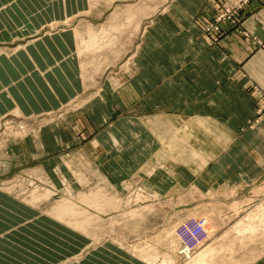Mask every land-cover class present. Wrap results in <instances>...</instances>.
Instances as JSON below:
<instances>
[{
    "label": "crops",
    "instance_id": "0c3cea01",
    "mask_svg": "<svg viewBox=\"0 0 264 264\" xmlns=\"http://www.w3.org/2000/svg\"><path fill=\"white\" fill-rule=\"evenodd\" d=\"M224 1H173L147 30L122 86L104 82L97 92L75 28L39 34L86 13L87 0H0V121L84 102L67 126L20 139V153L35 146L28 158L47 176L60 144L73 145L72 163L103 170L116 187L136 180L165 197L239 196L264 179V114L256 119L264 108V0L243 5L218 35L207 33ZM58 220L0 189V264L64 260ZM128 256L102 244L80 264H148Z\"/></svg>",
    "mask_w": 264,
    "mask_h": 264
},
{
    "label": "rangeland",
    "instance_id": "374dc122",
    "mask_svg": "<svg viewBox=\"0 0 264 264\" xmlns=\"http://www.w3.org/2000/svg\"><path fill=\"white\" fill-rule=\"evenodd\" d=\"M173 1L87 0L88 9H83L86 13L63 23H49L39 34L57 28H75L89 36L90 25L98 32L103 27H118L113 29L114 37L106 50L81 54L85 75L96 84V91L104 82L115 90L133 71L136 51L147 30L153 28L157 16L170 11ZM227 22L232 21L226 20L221 25ZM83 106L82 100L74 99L51 113L27 118L7 116L0 121V189L27 202L38 215L59 219L65 227L67 256L50 264H80L102 244L114 251H125L128 257H141L148 264H190L202 252L207 254V258H202L205 264H264V179L241 189L239 196L211 193L202 198L192 190L165 197L136 180L116 187L97 167L95 176L88 163H72L75 147L67 144H60L55 153L59 163L51 165L49 175L35 171L38 160L33 161L28 155L37 154L36 148L29 149L26 156L21 154L20 139L31 137L35 142L43 129L67 126L71 114ZM263 114L260 110L256 119ZM208 200L212 201L207 204ZM70 205L75 207H66ZM63 210L65 214L60 218L59 212ZM196 215L207 217L210 235L185 259L179 254L181 243L176 229Z\"/></svg>",
    "mask_w": 264,
    "mask_h": 264
},
{
    "label": "built area",
    "instance_id": "2783aa9c",
    "mask_svg": "<svg viewBox=\"0 0 264 264\" xmlns=\"http://www.w3.org/2000/svg\"><path fill=\"white\" fill-rule=\"evenodd\" d=\"M250 0H226L222 10L216 15L215 21L207 26V33L218 35L221 31V23L226 20L236 21L240 9ZM218 36H215L217 39ZM264 111V108L261 111ZM13 182L12 185H16ZM177 238L181 243L180 256L188 259L198 247L209 237L208 220L205 216H191L182 222L176 229Z\"/></svg>",
    "mask_w": 264,
    "mask_h": 264
},
{
    "label": "bare ground",
    "instance_id": "6f19581e",
    "mask_svg": "<svg viewBox=\"0 0 264 264\" xmlns=\"http://www.w3.org/2000/svg\"><path fill=\"white\" fill-rule=\"evenodd\" d=\"M133 15V14H132ZM133 17V16H132ZM130 20V19H129ZM139 24V23H138ZM118 27L115 26V28L112 26L111 28H105L103 27L100 32H98L97 30H95L93 28L92 25L89 26V36L86 33H80V31L78 29L76 30V35L77 38L79 40L78 45H79V53L80 54H89V53H98V52H102L103 50H106L107 47L109 46V44L112 42L113 40V34L112 31L113 29H117ZM100 62V61H99ZM100 64V63H99ZM9 187V186H8ZM7 187V188H8ZM11 187V186H10ZM9 187V188H10ZM49 192V191H48ZM47 193V192H46ZM51 193V192H50ZM98 193V192H97ZM42 194V193H41ZM100 194V193H99ZM47 195V194H46ZM92 195H96V193L92 194ZM41 196V195H40ZM44 196V195H43ZM39 197V196H38ZM99 197V196H98ZM34 198V197H33ZM37 198V197H35ZM47 198V197H46ZM38 199V198H37ZM96 199V197H95ZM96 202L99 203V205L101 204L99 200H95ZM68 207H75L74 205H70V206H66ZM72 210V209H71ZM70 211V210H69ZM73 213V212H72ZM65 214V211H60L59 212V217L62 218ZM68 224V223H67ZM71 224V223H70ZM245 224V223H244ZM207 254L205 252L200 253L199 255H197V259L196 261H191L190 264H205L204 260L202 258L206 257ZM207 258V257H206ZM208 264V263H207Z\"/></svg>",
    "mask_w": 264,
    "mask_h": 264
}]
</instances>
